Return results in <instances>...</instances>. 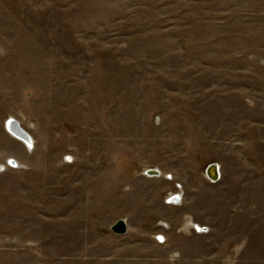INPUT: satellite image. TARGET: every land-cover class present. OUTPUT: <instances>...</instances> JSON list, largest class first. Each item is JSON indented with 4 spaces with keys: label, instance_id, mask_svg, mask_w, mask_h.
<instances>
[{
    "label": "rangeland",
    "instance_id": "obj_1",
    "mask_svg": "<svg viewBox=\"0 0 264 264\" xmlns=\"http://www.w3.org/2000/svg\"><path fill=\"white\" fill-rule=\"evenodd\" d=\"M0 264H264V0H0Z\"/></svg>",
    "mask_w": 264,
    "mask_h": 264
},
{
    "label": "water",
    "instance_id": "obj_2",
    "mask_svg": "<svg viewBox=\"0 0 264 264\" xmlns=\"http://www.w3.org/2000/svg\"><path fill=\"white\" fill-rule=\"evenodd\" d=\"M11 120V119H10ZM10 127L8 126V130L10 131V133H12L13 131H15V133H17V137L22 139V137H25V139H30V134L27 133L23 128L20 127L19 123L15 120H11L10 121ZM8 124V122H7ZM13 127L15 128V130L13 129ZM20 133V134H19ZM29 137V138H28ZM69 160V159H68ZM71 161V159L69 160ZM11 162V160H10ZM9 162V163H10ZM145 173L149 176H161V171H159V169H148L145 171ZM206 175L207 177L213 181V182H217L220 180L221 176H220V165L217 162L211 163L207 166L206 168ZM111 230L118 235H124L128 232V223L127 220L124 218L118 219L115 224H113L111 226ZM197 231H208L207 227H197ZM159 237H163L162 235H160ZM164 240V237H163ZM162 240V241H163Z\"/></svg>",
    "mask_w": 264,
    "mask_h": 264
},
{
    "label": "bare ground",
    "instance_id": "obj_3",
    "mask_svg": "<svg viewBox=\"0 0 264 264\" xmlns=\"http://www.w3.org/2000/svg\"><path fill=\"white\" fill-rule=\"evenodd\" d=\"M13 121V120H12ZM11 122L8 123V126L10 127ZM13 129L15 130V128L13 127ZM20 134V133H19ZM12 135H17V133H15V131L12 132ZM21 138V137H20ZM29 138V137H28ZM22 142H24V144H26L28 147H32L33 144V138L32 136H30V139H25V137H22ZM10 161V160H9ZM12 164H16L14 160L11 159ZM19 164V163H18ZM20 166V165H19ZM18 166V167H19ZM221 176V175H220ZM170 200H173L175 202L180 201V196L179 195H175L174 197H171ZM197 227H199V225H195V228L197 229ZM199 232H203V231H199Z\"/></svg>",
    "mask_w": 264,
    "mask_h": 264
},
{
    "label": "snow or ice",
    "instance_id": "obj_4",
    "mask_svg": "<svg viewBox=\"0 0 264 264\" xmlns=\"http://www.w3.org/2000/svg\"><path fill=\"white\" fill-rule=\"evenodd\" d=\"M68 159L70 160L71 157H68ZM10 163H12V162H10ZM158 239H160L162 241L163 240V237H158Z\"/></svg>",
    "mask_w": 264,
    "mask_h": 264
},
{
    "label": "built area",
    "instance_id": "obj_5",
    "mask_svg": "<svg viewBox=\"0 0 264 264\" xmlns=\"http://www.w3.org/2000/svg\"><path fill=\"white\" fill-rule=\"evenodd\" d=\"M170 200V199H169ZM171 201V200H170Z\"/></svg>",
    "mask_w": 264,
    "mask_h": 264
}]
</instances>
